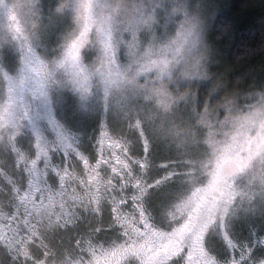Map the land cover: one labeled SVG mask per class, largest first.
<instances>
[{"label":"clouds","instance_id":"obj_1","mask_svg":"<svg viewBox=\"0 0 264 264\" xmlns=\"http://www.w3.org/2000/svg\"><path fill=\"white\" fill-rule=\"evenodd\" d=\"M0 264H264V0H0Z\"/></svg>","mask_w":264,"mask_h":264},{"label":"trees","instance_id":"obj_2","mask_svg":"<svg viewBox=\"0 0 264 264\" xmlns=\"http://www.w3.org/2000/svg\"><path fill=\"white\" fill-rule=\"evenodd\" d=\"M225 4H245L249 2H253V0H222ZM249 20L247 17H240L239 18V25L241 28V34L244 35L246 33L248 27ZM257 37L259 36V31L256 33Z\"/></svg>","mask_w":264,"mask_h":264},{"label":"rangeland","instance_id":"obj_3","mask_svg":"<svg viewBox=\"0 0 264 264\" xmlns=\"http://www.w3.org/2000/svg\"><path fill=\"white\" fill-rule=\"evenodd\" d=\"M13 15H15V14L13 13Z\"/></svg>","mask_w":264,"mask_h":264}]
</instances>
